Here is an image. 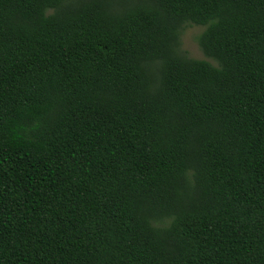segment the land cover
I'll list each match as a JSON object with an SVG mask.
<instances>
[{
    "label": "trees",
    "instance_id": "obj_1",
    "mask_svg": "<svg viewBox=\"0 0 264 264\" xmlns=\"http://www.w3.org/2000/svg\"><path fill=\"white\" fill-rule=\"evenodd\" d=\"M0 264H264V0H0Z\"/></svg>",
    "mask_w": 264,
    "mask_h": 264
},
{
    "label": "rangeland",
    "instance_id": "obj_2",
    "mask_svg": "<svg viewBox=\"0 0 264 264\" xmlns=\"http://www.w3.org/2000/svg\"><path fill=\"white\" fill-rule=\"evenodd\" d=\"M203 30V26L193 24L185 25L180 37L181 50L190 58L208 60L214 63L204 55L199 45V36Z\"/></svg>",
    "mask_w": 264,
    "mask_h": 264
}]
</instances>
